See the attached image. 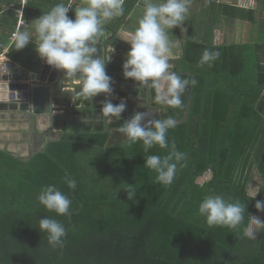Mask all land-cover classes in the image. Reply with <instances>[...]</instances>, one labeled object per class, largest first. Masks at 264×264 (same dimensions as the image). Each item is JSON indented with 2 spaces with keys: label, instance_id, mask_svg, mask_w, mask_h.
<instances>
[{
  "label": "trees",
  "instance_id": "trees-1",
  "mask_svg": "<svg viewBox=\"0 0 264 264\" xmlns=\"http://www.w3.org/2000/svg\"><path fill=\"white\" fill-rule=\"evenodd\" d=\"M80 1L27 0L28 27L23 31L34 40L36 18L57 3H72L67 15L74 19ZM138 2L124 0V14L107 26L118 31ZM256 2V8L242 10V16L257 25V37L241 41V34L229 39L220 31L221 41L215 43L217 29L241 23L234 22L236 4L189 0L190 18L182 29L174 27L179 53L169 58L170 71L195 81L182 94V107L158 103L150 84L139 83L132 95L125 94L157 107L156 119L186 115L166 134L176 151L185 154L170 185L157 183V173L144 166L148 155L163 157L169 149L154 146L146 153L142 142L107 144L111 133L128 120V106L119 119L95 120L102 107L97 99H106L103 93L77 99L76 106L82 108L72 113L82 119L88 115L90 123H75L28 158L0 149V264H264V227L257 240L244 235L264 195V0ZM18 6V0H0V42L14 30ZM197 11L200 18L195 19ZM205 49L220 56L211 66L200 67ZM10 58L32 71L41 60L33 41L20 50L13 44ZM106 72L113 79L123 74L122 67L111 62ZM207 172L210 178L198 182ZM66 174L76 180L75 189L64 183ZM49 184L71 200L69 215L58 216L38 204L39 191ZM253 184L258 192L251 199ZM127 189L136 190L134 199H128ZM207 195L244 205L242 225L209 227L198 214ZM44 216L67 229L62 247H51L38 230Z\"/></svg>",
  "mask_w": 264,
  "mask_h": 264
},
{
  "label": "clouds",
  "instance_id": "clouds-1",
  "mask_svg": "<svg viewBox=\"0 0 264 264\" xmlns=\"http://www.w3.org/2000/svg\"><path fill=\"white\" fill-rule=\"evenodd\" d=\"M143 13L138 20L131 38L126 59L122 64L125 79L140 84H150L156 90V101L165 107H182V94L189 83L177 73L170 71L169 54L172 43L166 29L180 27L189 12V0H144ZM72 5L57 3L48 12L35 20V38L26 31L17 30L12 34L16 50L23 49L30 41L35 43V51L45 63L63 72L66 78L76 77L81 83L78 95L85 100L105 94L111 96L112 78L106 72L107 63L94 58L97 52L94 46L102 35L103 26L112 19L124 14V0H84L74 10V19L67 13ZM186 31V29H184ZM220 56L218 51L205 49L198 66H211ZM127 105L124 102L113 104L102 101L101 116L119 119ZM149 112H135L121 127L128 144L142 142L144 152L154 146L169 149L167 155H148L144 166L157 173L155 180L170 185L176 175L177 165L184 160L185 154L176 151V145L167 138V131L176 126L172 117L152 119ZM69 189L76 188V180L67 174L63 178ZM128 190V199H134L136 190ZM258 192V191H257ZM257 192L251 199H254ZM37 202L46 211L58 216H67L71 211V200L55 184L45 185L39 191ZM255 207H264L257 201ZM246 208L237 202H229L220 195H207L198 206V214L205 219L209 227L220 226L239 228L244 220ZM255 223L244 228V235L254 239V226L264 227V221L253 217ZM38 230L46 234L47 243L53 247H62L67 229L60 221L44 216L39 218Z\"/></svg>",
  "mask_w": 264,
  "mask_h": 264
},
{
  "label": "water",
  "instance_id": "water-1",
  "mask_svg": "<svg viewBox=\"0 0 264 264\" xmlns=\"http://www.w3.org/2000/svg\"><path fill=\"white\" fill-rule=\"evenodd\" d=\"M191 11L186 14V19L190 17ZM97 52L94 58L101 57L103 52L102 36L98 38L94 45ZM81 81L76 77L66 78L62 71L57 70L45 63L44 60L38 69L21 71L19 67L12 64L0 65V130L18 129L22 131V140L30 148V154L43 149L44 145L50 141L61 137L63 130H70L72 123L69 119L72 109L76 106L77 99L70 97L71 92L67 87L75 85V93L78 95L81 89ZM134 105L130 106L133 113ZM135 112H146V108L138 107ZM156 110H152V119H156ZM78 118L80 114L76 115ZM186 115L176 122L184 121ZM79 124V122H77ZM125 137L120 130L111 133L108 145L124 141ZM28 158V156H27ZM211 172H207L198 179L202 182L210 178ZM258 177H255V180ZM249 189L250 195H255L256 189ZM264 204V195L261 198ZM264 207L258 214L251 217L249 226L255 221L253 217L263 221ZM261 228V227H260ZM260 228L254 226V239L257 240Z\"/></svg>",
  "mask_w": 264,
  "mask_h": 264
},
{
  "label": "crops",
  "instance_id": "crops-1",
  "mask_svg": "<svg viewBox=\"0 0 264 264\" xmlns=\"http://www.w3.org/2000/svg\"><path fill=\"white\" fill-rule=\"evenodd\" d=\"M143 1L144 0H139V2H141V3L137 4V6L134 9V10H136V9L141 8L139 17L137 15L133 14L135 12L134 10H131L130 13L128 14L127 18H126V21H131L132 16L135 15L136 19H135V23L133 25L129 26V25L125 24L126 21H124L122 23L120 29L118 31H115V32H113V30L107 26V25H109V24H107L108 22L103 26V32H102L101 36H102V44H103L102 59L104 61H107L108 57L110 56L109 62L114 63V64L122 67L123 62L126 59V52L124 51V49L130 47V45L126 41L131 38V35L134 33L136 27L138 26V20L140 19V17L142 16V13H143V7H142ZM218 2H220L221 4H231V3L234 4L236 2V0H218ZM83 3H84V0H81L77 6H80ZM242 10L245 11V10H253V9H242V8L237 6V9L235 11L236 16L234 18V22L240 21L241 23L239 25H236L235 23L231 26L226 25V26H228V27H226V29H222V30L217 29L215 31V38H214L215 43H217L219 40L220 31L222 32V34H226L229 39H231L235 34H238V35L241 34L242 35V38L240 39L241 41H246L248 39V37H250L251 39L257 37V31H258L257 25H252L248 20H246V18L244 16H242L243 15ZM191 13H192V11H191ZM190 16H191V14H190ZM245 16H247V14H245ZM236 17L238 19H236ZM194 18L195 19L200 18L199 11L195 12ZM200 21H198V22H200ZM27 27H28V25H27ZM27 27H25V29ZM240 27H243V29H241ZM238 29L241 31L239 32ZM183 31L185 32V30H183ZM166 32H168V31H166ZM32 33L34 34L35 30L32 29ZM30 42L32 43V41H30ZM34 46H35V43H34ZM42 60L43 59L40 60V63L38 65L37 69L39 68ZM29 71H32V70H29ZM112 83H114V82L112 81ZM112 83H111V85H113ZM75 88H76V86L73 84H71L67 87V90L69 92H71L70 97H73L74 100L79 97V95H77L75 93ZM73 111H74V108L72 109V112ZM79 119H80V117L78 118L76 115H74V116L72 115L69 120L71 122L72 121L76 122ZM82 120H84V121L89 120L88 115H86ZM23 135L24 134H22V131H20L18 129H1L0 130V149L7 150V151L13 153L15 156H21L24 158H27V156L29 157L31 155L30 154V148L25 143V141L22 140V138H20V137H23ZM255 181L257 182L258 179H256ZM252 189L257 190L256 184H253ZM256 190H254V191H256Z\"/></svg>",
  "mask_w": 264,
  "mask_h": 264
},
{
  "label": "flooded vegetation",
  "instance_id": "flooded-vegetation-1",
  "mask_svg": "<svg viewBox=\"0 0 264 264\" xmlns=\"http://www.w3.org/2000/svg\"><path fill=\"white\" fill-rule=\"evenodd\" d=\"M119 78H117V79L112 78V81L114 82V83H112L113 85H111L112 89H113V93L111 96L106 97V99L117 100V101L126 103V105L128 106V119L131 118V116L135 113L136 108H138V107L146 108V111L151 114L150 118H153L152 117V110H156L157 115L155 116V118H157V116H158L157 107L151 106V103L149 101H146L144 98H140V97H136V98L128 97V96L132 95L135 91H137L139 83L133 81L130 78L125 79L123 74H121L119 76ZM125 94H127L128 96H126ZM103 100H105V97L97 99V102H100ZM137 104H139V105L137 106ZM131 105H134L133 113L130 112V106ZM72 115L74 116L77 114L72 113ZM101 117H102L101 114H97V115H95L94 119L97 120V119H100ZM79 120L80 121H76V122L72 121V123L75 124L77 122H79V123L83 122L86 124V123H90V121H92V119L84 121V120H82L81 117Z\"/></svg>",
  "mask_w": 264,
  "mask_h": 264
},
{
  "label": "built area",
  "instance_id": "built-area-1",
  "mask_svg": "<svg viewBox=\"0 0 264 264\" xmlns=\"http://www.w3.org/2000/svg\"><path fill=\"white\" fill-rule=\"evenodd\" d=\"M27 0H18L19 6L17 8H14L16 13H17V22L15 25L14 30L12 31V33L7 37L6 40L1 41L0 42V65L1 64H12L13 66L19 67V69L21 71H24V68L17 65L11 58H10V51L11 48L14 44L13 40H12V34L17 31H23L25 29V27H27L28 23L24 18V7L26 4ZM70 3V2H69ZM72 5V3H70ZM235 4L243 9H253L256 7V0H236ZM10 6L12 7L13 5L10 4ZM73 7V5H72ZM71 10V9H70ZM69 10V11H70ZM2 12L0 11V14Z\"/></svg>",
  "mask_w": 264,
  "mask_h": 264
},
{
  "label": "rangeland",
  "instance_id": "rangeland-1",
  "mask_svg": "<svg viewBox=\"0 0 264 264\" xmlns=\"http://www.w3.org/2000/svg\"><path fill=\"white\" fill-rule=\"evenodd\" d=\"M154 2H156V0H154ZM139 3H141V2H138L137 4H139ZM142 4H144V1H143V3ZM137 6V5H136ZM135 6V7H136ZM135 7L133 8V10L135 9ZM135 12L133 13V14H135V15H137L138 17H139V15H140V11H141V8H139V9H136V10H134ZM135 15H133L132 16V19H131V21H126L125 22V24H127V25H133L134 23H135V19H136V16ZM166 31H168L167 32V35H168V37H169V40L171 41V43H172V48H171V52H170V54H169V58H171L172 56H174V55H178V53H179V45H178V42L175 40V37H174V34L176 35V33H175V29L173 28L172 30L171 29H166ZM184 31L182 30V33H183ZM189 34V33H188ZM175 41V42H174ZM219 41H221V39H219ZM169 63L171 64V62H170V60H169Z\"/></svg>",
  "mask_w": 264,
  "mask_h": 264
}]
</instances>
